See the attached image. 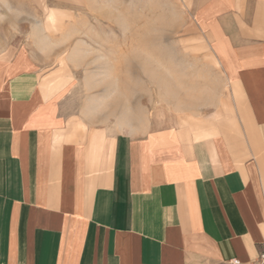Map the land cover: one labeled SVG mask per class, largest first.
I'll return each instance as SVG.
<instances>
[{"label":"crops","instance_id":"crops-1","mask_svg":"<svg viewBox=\"0 0 264 264\" xmlns=\"http://www.w3.org/2000/svg\"><path fill=\"white\" fill-rule=\"evenodd\" d=\"M233 45L249 128L101 121L0 47V264L247 262L264 240V0ZM258 26V28H256ZM156 79V78H155ZM167 99L177 98L166 88ZM129 118V119H126ZM113 118V119H111ZM134 124V125H132Z\"/></svg>","mask_w":264,"mask_h":264},{"label":"rangeland","instance_id":"rangeland-1","mask_svg":"<svg viewBox=\"0 0 264 264\" xmlns=\"http://www.w3.org/2000/svg\"><path fill=\"white\" fill-rule=\"evenodd\" d=\"M256 8L254 0H0V47L5 58L20 49L28 67L26 50L49 93L75 87L79 74L101 121L111 111L116 122L125 113L194 138L234 136L250 116L233 45ZM173 87L177 98L167 99Z\"/></svg>","mask_w":264,"mask_h":264},{"label":"built area","instance_id":"built-area-1","mask_svg":"<svg viewBox=\"0 0 264 264\" xmlns=\"http://www.w3.org/2000/svg\"><path fill=\"white\" fill-rule=\"evenodd\" d=\"M223 264H264V240L260 243L259 245V251L257 252V255L247 261V262H239L237 260H230L227 263H223Z\"/></svg>","mask_w":264,"mask_h":264}]
</instances>
